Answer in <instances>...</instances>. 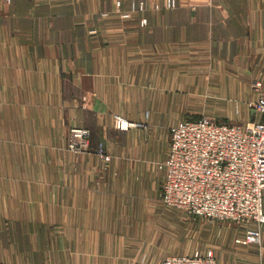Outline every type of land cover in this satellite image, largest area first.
I'll list each match as a JSON object with an SVG mask.
<instances>
[{
	"label": "crops",
	"instance_id": "crops-1",
	"mask_svg": "<svg viewBox=\"0 0 264 264\" xmlns=\"http://www.w3.org/2000/svg\"><path fill=\"white\" fill-rule=\"evenodd\" d=\"M192 75L242 103L264 93V0H0V257L43 240L65 264H162L175 237L157 162L167 129L198 118L169 97ZM116 114L164 129L161 151ZM72 125L112 160L64 151ZM214 244L219 264H264L262 248Z\"/></svg>",
	"mask_w": 264,
	"mask_h": 264
},
{
	"label": "built area",
	"instance_id": "built-area-1",
	"mask_svg": "<svg viewBox=\"0 0 264 264\" xmlns=\"http://www.w3.org/2000/svg\"><path fill=\"white\" fill-rule=\"evenodd\" d=\"M250 107L256 118L246 124L203 115L172 126L169 152L162 163L161 195L165 203L194 217L254 223L246 240L260 241L264 225V95ZM78 133L80 143L87 145L90 132L78 129ZM162 264L218 261L209 249L169 255Z\"/></svg>",
	"mask_w": 264,
	"mask_h": 264
},
{
	"label": "rangeland",
	"instance_id": "rangeland-1",
	"mask_svg": "<svg viewBox=\"0 0 264 264\" xmlns=\"http://www.w3.org/2000/svg\"><path fill=\"white\" fill-rule=\"evenodd\" d=\"M184 66L186 67V69H191L192 64H185ZM205 66L209 68L213 65H200L198 69H200L201 71L199 72H203L202 70ZM189 78L190 80H186V85L183 89H170L169 96L170 99L176 100L179 98L181 101H183L182 103L183 105H185V111H198L192 113V115L188 112L186 113V115L194 117H200L203 115L213 116L223 121L245 124L256 118L254 111L250 107V103L258 99L261 95H264V93H261L260 96L255 99H249L247 100V102L242 103V101L229 96L211 95L208 87V79L204 81L205 88L202 89L200 88V86L196 85L195 81L203 83V80H194L193 75ZM253 85L255 87L260 86V82L255 81ZM221 101L230 102V105L227 106L228 109L226 111L208 112L215 111V103L218 104ZM242 107H246L247 109L243 111ZM148 114L149 113H147V115ZM114 126L118 130H127L133 127L146 128L150 136L154 137L152 139V143L154 141V146L150 150L155 152L161 151V147H159V142H161L160 131L164 129L149 128L147 126V123H144L143 121L128 120L121 114L115 115ZM78 129H84L90 132V137L88 139L89 142L87 145L80 143ZM170 132L171 128H168L167 133L169 136ZM92 136L93 132L91 128L72 125L67 129L66 132V143L64 151H69L73 155L78 156L85 153H96L101 157V159L104 160V162H110L112 160V155L109 153L106 142L101 140L95 147H93ZM167 140L169 141L170 137L169 139L168 137H165L164 144L167 143ZM164 150L166 151V147H164ZM164 160L165 159L163 158L161 161L157 162L158 168L164 169V167L162 166ZM158 199L169 207V231L170 233H174L173 236L175 237L174 245L170 250L171 252L164 257L162 263L167 256L177 254L176 252L178 251L183 254H191L195 251L212 249L216 253V247L214 243L217 242L218 246H220L221 242L225 241L226 237L233 238L236 249L238 250L250 246L258 249H264V225L260 228V241H247V231L249 228L255 226L254 223H237L234 221L209 220L204 217H194L182 209L173 207L165 203L162 199L161 188L158 194ZM182 232L184 235V240H177V236H179ZM175 246L177 250H173ZM190 246L191 250L188 251V247ZM40 248L41 249L39 251V255L37 254L38 251L33 252L32 250H26L24 257L17 254L8 256L2 254V256L0 257V264H65L66 256L64 255V249H57L58 247H53L54 249H52L51 245L48 242H44L43 240L41 241ZM172 251L175 253H173ZM71 263L75 264L73 262H70L69 264Z\"/></svg>",
	"mask_w": 264,
	"mask_h": 264
}]
</instances>
